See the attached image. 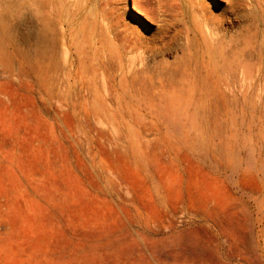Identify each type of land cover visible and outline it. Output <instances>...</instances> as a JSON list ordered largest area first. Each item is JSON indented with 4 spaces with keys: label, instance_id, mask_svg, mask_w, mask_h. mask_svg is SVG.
<instances>
[{
    "label": "rangeland",
    "instance_id": "obj_1",
    "mask_svg": "<svg viewBox=\"0 0 264 264\" xmlns=\"http://www.w3.org/2000/svg\"><path fill=\"white\" fill-rule=\"evenodd\" d=\"M2 19L0 264H264V0Z\"/></svg>",
    "mask_w": 264,
    "mask_h": 264
},
{
    "label": "bare ground",
    "instance_id": "obj_2",
    "mask_svg": "<svg viewBox=\"0 0 264 264\" xmlns=\"http://www.w3.org/2000/svg\"><path fill=\"white\" fill-rule=\"evenodd\" d=\"M22 14V13H21ZM22 16V15H21ZM83 16V15H82ZM23 17V16H22ZM21 17V18H22ZM30 18H31V16H30ZM29 18V19H30ZM20 20H22V19H20ZM33 20V19H32ZM31 20V21H32ZM13 21V20H12ZM17 21V20H16ZM35 22V21H34ZM190 23V22H189ZM16 25V24H15ZM28 25H30V24H28ZM13 26V25H12ZM11 26V27H12ZM33 26V25H32ZM35 26V25H34ZM7 23H5V21H4V19H2L1 20V22H0V33L2 32V31H9V30H12V29H10L11 28ZM13 28H14V26H13ZM18 28H19V26H18ZM33 28V27H32ZM38 28V27H37ZM37 28H36V30H37ZM39 28H41V27H39ZM12 31H14V30H12ZM30 31H32V30H30ZM38 31V30H37ZM10 32V31H9ZM15 32V31H14ZM47 32V31H46ZM194 32V31H193ZM11 33H13V32H11ZM16 33H19L18 31L16 32ZM31 33V32H30ZM33 34V33H32ZM47 35H48V33H46ZM27 35H29V34H27ZM14 35L12 34L11 35V37H13ZM16 36V35H15ZM30 36V35H29ZM36 36H39V34L37 35H35V37ZM15 38V37H14ZM34 38V37H33ZM32 38V39H33ZM198 38V37H197ZM200 38V37H199ZM18 39V38H17ZM16 39V40H17ZM26 39H28V37H26ZM31 39V38H30ZM35 39V38H34ZM196 39V38H195ZM15 40V41H16ZM29 40V39H28ZM27 41V40H26ZM34 41H37L38 42V40H34ZM43 41V38L41 39V42ZM30 42V41H29ZM16 43H17V41H16ZM28 43V42H27ZM31 43H32V41H31ZM33 43H36V42H33ZM32 43V44H33ZM51 43V42H50ZM37 44V43H36ZM202 44V43H201ZM5 45H6V41L4 40V38H2L1 36H0V59L2 60V61H10L12 58H16V59H20V60H22L23 62H26L30 67H31V69L32 70H39V63L37 62V60H34V59H32V58H30L29 56H27V55H30L29 53H27V54H25V53H23V52H19V53H16V55H14L13 57L11 56V55H9L8 53H6V51H5ZM35 45V44H34ZM33 45V46H34ZM38 45V44H37ZM17 46V45H16ZM30 46V45H29ZM40 46V45H39ZM32 47V46H31ZM35 47V46H34ZM33 47V48H34ZM37 47V46H36ZM14 48H15V46H14ZM22 48V47H21ZM32 48V49H33ZM25 49V48H24ZM26 49H28V48H26ZM30 49V48H29ZM35 49V48H34ZM40 49V48H39ZM42 49V48H41ZM37 50V49H36ZM5 51V52H4ZM28 51V50H27ZM18 52V51H17ZM14 53V52H13ZM39 54H40V52H38ZM37 53V51H36V54H38ZM33 54V53H32ZM178 55H180V54H178ZM32 56H34V55H32ZM46 61V60H45ZM207 186V185H206ZM205 188V187H204ZM0 226L1 227H6L7 226V224H6V222H4V221H2V222H0Z\"/></svg>",
    "mask_w": 264,
    "mask_h": 264
}]
</instances>
